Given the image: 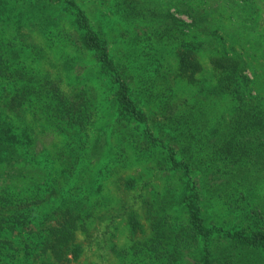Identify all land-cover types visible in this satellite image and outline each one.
Returning <instances> with one entry per match:
<instances>
[{"label":"trees","instance_id":"16d2710c","mask_svg":"<svg viewBox=\"0 0 264 264\" xmlns=\"http://www.w3.org/2000/svg\"><path fill=\"white\" fill-rule=\"evenodd\" d=\"M116 5L126 21L149 30V39L155 40L150 46L159 60L164 59L162 51L173 50L177 75L197 86L203 103L225 99L227 111L212 116L201 105L169 103L172 97L165 96L169 99L163 113L147 118L134 99L130 78L123 72L126 67L119 68L111 57L105 34L99 27L84 25L83 19V28L69 34L68 43L82 54L91 52L104 79L115 86L110 100L105 97L101 102L108 121L97 127L101 119L97 92L67 91L60 78L46 71L12 70L0 44V159L7 167L0 175V264H78L92 243L88 224L98 201L89 202L88 195L67 196L39 231L33 226L36 211L58 196L62 181L71 178L78 165L102 160L123 165L126 149L137 158H151L150 169L163 173V186L159 191L149 188L153 197L143 201L148 238L140 231L144 238L137 239V212H125L134 203H124V210L118 211L131 228L129 247L116 250L110 243L113 230L102 233L100 241L118 264H264V198L257 195L264 186V93L255 89L239 55L220 45L216 22L197 2L117 0ZM171 8L191 23L175 18ZM191 30L194 36L189 39ZM198 34L206 35L207 41ZM208 50L214 52L210 73L199 61V52ZM106 92H99L100 97ZM151 120L161 128L155 131ZM45 135L50 151L39 146ZM46 152L58 177L51 169H37L40 154ZM175 176L180 180L176 184L171 180ZM117 178L124 190L141 187V178ZM211 201L225 205L230 213L244 214L249 223L245 226L236 219L233 230L220 228L221 237L206 223L205 209ZM176 207L185 218L178 217Z\"/></svg>","mask_w":264,"mask_h":264},{"label":"rangeland","instance_id":"374dc122","mask_svg":"<svg viewBox=\"0 0 264 264\" xmlns=\"http://www.w3.org/2000/svg\"><path fill=\"white\" fill-rule=\"evenodd\" d=\"M169 1L173 5L175 1L179 0ZM184 1L197 2L199 7L210 12V16L213 17L217 26L213 25L211 29L216 27L223 40L220 45H223L231 53L239 55L238 57L247 65V76L256 83L255 89L259 93H264V0ZM116 4L117 0H3L0 3L1 51L9 59V66L12 70L18 67H27V69L32 68L40 72L46 71L50 76L60 78L67 91L77 88L88 92V94L90 93L89 89L97 92L100 105L98 114H101L97 127H101L108 121L101 102L105 97L110 100L111 92L113 89L115 90V86L113 87L109 81L104 79L91 52L82 54L68 43L70 40L68 35L73 33L76 28L82 27V21L86 19L84 25L88 23L96 28L99 27L105 34L108 51L114 61L118 63L117 66L119 68L126 67L125 71L123 69L122 71L129 76L134 99L139 103L147 118L154 119L161 115L163 113L162 106L170 97L172 100L169 103L185 101L188 105H201L205 110L204 113L212 116L227 111L228 104L225 99L203 103L197 86L191 85L177 75V63L173 50L162 51L164 59L159 60L151 49L150 42L155 40L149 39L151 37L149 30L137 22L126 21L121 16ZM171 13L187 25L191 23L189 17L176 14L174 8H171ZM191 31H189V39L194 36V31ZM199 38L202 41L208 39L206 35L198 34ZM208 51L199 52V61L205 71L210 73L209 60L214 52ZM205 77L198 76V79H205ZM207 78L211 79L209 76ZM207 88H209L208 85ZM105 90H107L106 94L100 97L99 92ZM165 96H169V98ZM214 103L215 107H213ZM151 123L155 131L161 128L157 121L151 120ZM143 126L145 127V124L140 126V131H143ZM165 132L170 134L167 129ZM49 141L48 136H42L39 139V146L45 145L50 151L52 147L49 146ZM25 150H23L24 154ZM36 150L38 151L37 148ZM116 151H118V147ZM47 155L48 152L40 154L37 163H41V166L37 169L42 171L44 168L51 169L58 177L52 168L55 162ZM125 156L127 159L124 166L115 163L111 166L107 164L106 160H102L98 164L95 162L78 165L73 176L66 177V180L62 181L58 196L38 207L35 214L38 220L33 224L34 231H39L42 229L43 223L45 225L48 223L46 216L52 213L55 206L61 204L62 199L67 196L79 199L88 195L89 202L96 204L98 201L100 205L97 210L96 207H92L93 216L88 224L92 243L85 247L78 264H118L114 259V254L109 251V247L100 241L102 233L108 228L113 230L114 237L110 243L116 247V250L130 245L128 229L131 228H127L123 214L118 217V211L124 210L121 207L122 204L132 205L134 203L132 207L125 209V212L130 209L137 212L139 223L137 239L144 238L140 231H144L145 238H148L146 210L143 207V201L153 197V192L148 191L149 188L159 191L163 186V173L153 172L150 169L149 160L151 158H137L129 149H126L122 155V157ZM6 168L4 160L0 159L1 176ZM119 176L126 179L141 178L138 181V185L141 187L135 188L134 192L133 190H124L117 183ZM171 180L175 184L180 181L176 176ZM146 183L149 184L145 187ZM190 193L192 192L188 191V194ZM134 195L141 197L136 199ZM257 195L264 198V186ZM175 211L176 214H179L178 217L185 218L179 207H176ZM205 212L208 227H215L221 237H223V232L220 228L225 229V232L228 228L233 230L236 219L238 221L245 219L244 214L240 215L241 213L237 211L230 213L225 205L216 201H211L206 206ZM250 217L252 216L250 215ZM243 221L245 226L249 223L247 219ZM17 238L18 236H13V239ZM28 240L34 241L31 238Z\"/></svg>","mask_w":264,"mask_h":264}]
</instances>
